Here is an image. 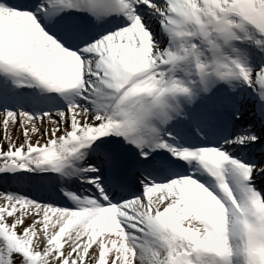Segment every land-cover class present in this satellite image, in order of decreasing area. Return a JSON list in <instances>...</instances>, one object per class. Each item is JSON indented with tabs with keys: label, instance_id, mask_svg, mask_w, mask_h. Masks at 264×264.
I'll return each mask as SVG.
<instances>
[{
	"label": "snow or ice",
	"instance_id": "snow-or-ice-1",
	"mask_svg": "<svg viewBox=\"0 0 264 264\" xmlns=\"http://www.w3.org/2000/svg\"><path fill=\"white\" fill-rule=\"evenodd\" d=\"M0 264H264V0H0Z\"/></svg>",
	"mask_w": 264,
	"mask_h": 264
}]
</instances>
